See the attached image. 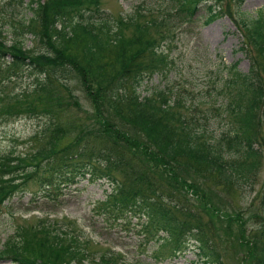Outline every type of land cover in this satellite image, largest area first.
<instances>
[{
	"label": "trees",
	"instance_id": "obj_1",
	"mask_svg": "<svg viewBox=\"0 0 264 264\" xmlns=\"http://www.w3.org/2000/svg\"><path fill=\"white\" fill-rule=\"evenodd\" d=\"M100 1L31 0L28 7L32 16L18 21L19 25L13 23L17 37L9 46L0 27V45L12 58L9 63L37 73L33 87L11 97L3 107L5 112L9 117L42 115L48 121L45 135H34L39 142L37 149L18 155L0 154V207L15 193L24 191L31 181L53 196L63 184L68 186L86 177L91 181L106 179L114 186L110 196L117 203V212L140 213L145 218L146 237L163 239L161 245L166 237V243L173 242L176 251L182 249L181 237L192 235L201 243V257L206 263L222 264L220 254L210 246L213 239L200 225L189 224L172 206L142 192L138 181L152 186L150 173L155 171L160 176L187 181L182 172L190 174L197 167L215 175L230 189L252 186L261 165L260 146L264 144L259 125L260 114L264 116V72L255 66L243 72L238 62L227 66L226 76L216 90L215 98L222 95L220 104L210 101L215 111L207 110L201 118L203 122L193 113L198 103L188 106L187 97L172 85L155 88L142 98L138 89L145 77L164 73L165 67L172 64L159 42L170 33L172 24H188L203 9L207 12L204 23L209 24L222 12L212 0H170L167 15L146 19L143 24H138L139 19L132 15L129 22L120 18L115 25L102 13ZM14 15L12 12L13 19ZM240 19L246 25L243 48L252 44L264 60V9L252 18L242 13ZM150 24L163 35L159 40L151 37L143 42ZM129 25L136 26L140 34L137 41L143 43L134 54L127 50L124 39V27ZM29 34L38 38V50L25 48ZM78 43L83 45L82 52L75 49ZM111 44L123 52L118 73L117 69L103 71L97 64L102 61L101 51ZM147 51L151 58L143 66L139 59ZM7 69L10 72L12 68L8 65ZM73 73L95 108L90 118H83L78 111L67 113L72 105H80L68 85ZM126 83L132 91L124 90ZM212 118L223 123L217 136L204 126ZM192 180L198 183L194 176ZM191 184L203 191L209 201L205 208L216 216L220 207L210 182L206 184L208 189L199 183L200 187ZM260 196L259 205L264 210V185ZM106 211L108 214L113 210ZM240 217L228 215L233 236L246 246L243 258L247 264H264V216L250 239H245L247 227ZM235 219L240 222L237 232L232 228ZM17 233L19 238L8 239L0 249V259L17 264H122L108 255L91 257L88 242L83 244L79 236L55 229L54 222L48 219L32 227L20 226ZM64 239L68 240L66 246L61 243Z\"/></svg>",
	"mask_w": 264,
	"mask_h": 264
},
{
	"label": "rangeland",
	"instance_id": "obj_2",
	"mask_svg": "<svg viewBox=\"0 0 264 264\" xmlns=\"http://www.w3.org/2000/svg\"><path fill=\"white\" fill-rule=\"evenodd\" d=\"M9 2L11 5H8ZM30 2L31 0H0V27L7 46L17 37L12 28L13 23L19 25L18 21L32 16V10L28 7ZM170 2V0H101L99 5L102 13L110 18L112 23L115 22V25L122 16L129 18L132 15L137 16L138 24H143L148 18L167 15L171 7ZM212 2L218 5V12H222L215 21L205 24L207 12L203 9L188 24H172L170 33L165 34L166 38L159 41L162 44L161 49L169 54L172 62L170 68L165 67L164 73L146 76L138 89L140 95L146 97L155 88L161 89L166 84L174 86L177 92L181 90V93L187 97L188 106L198 103L199 108L193 113L201 122L204 121L201 118L207 110L215 111L213 109L215 105L210 101L220 104L222 95L219 99L215 98L216 93L218 94L216 90L221 86L223 76H226L227 66L238 62L239 69L243 72H248L253 66L264 72V60L254 46L248 44L243 48L247 40L244 32L246 25L242 24L240 19L242 13L249 18L254 17L264 9V0H219V2L212 0ZM12 12L15 14V19L11 16ZM140 13L146 16L141 18L138 16ZM98 21L101 23L100 18ZM148 27L149 31L143 42L150 41L151 37L158 40L162 37L163 34L155 32L151 24ZM123 31L124 39L129 46L127 50L134 54L143 44L137 41L140 34L138 35L135 25L125 26ZM35 38L34 35H27L24 41L25 48L38 50L41 46L37 45L38 40ZM0 48L3 50V53H0V154H25L37 149L39 142L34 135H45L43 130L47 127L48 121L42 115L24 114L19 117H9L5 112L6 108L3 107L20 90L33 87L37 73L27 70L25 66L15 67L10 64L12 58L7 55L5 48L1 45ZM82 48L81 43L75 46L76 51L79 52H82ZM122 53L114 44L105 46L101 51L102 61L97 64L103 71L117 69L118 73L123 62ZM150 58L151 53L147 51L139 60L143 66H146ZM8 65L12 68L10 72L7 69ZM68 85L71 86L80 105L77 107L72 105L67 113L78 111L83 118L86 115L90 118L95 108L76 73L69 76ZM124 87L126 92L132 91L129 83ZM260 117V130L264 135V116L260 114ZM215 118L218 120L219 116ZM222 124L212 118L209 124L204 126L208 127L210 134L217 136L222 130ZM260 147L262 160L258 175L253 181L254 187L247 185L240 189H230L219 181L218 177L214 178L215 175L210 176L207 171L195 167L194 172L190 174L182 172L187 181L172 179L168 175L160 176V173L155 171L153 174L150 173L153 185L150 186L147 181H138L139 188L151 198L172 206L178 216L187 220L189 224L196 227L200 225V228L213 239L210 246L220 254L222 264H247V260L243 258L246 246L238 243L236 236H233L228 215L232 214L234 217L241 215L240 219L244 220L247 227L245 239H250L249 236H253L260 227L261 217L264 216V210L259 205L262 201L260 192L264 185V144ZM193 176L206 189L209 187L206 186L209 181L217 193L215 200L220 211L216 216L205 208L209 201L206 200L203 191H197L191 184L198 185L192 180ZM119 178L125 180V176L120 175ZM113 187V184L106 179L91 181L86 177L68 186L63 184L61 190L49 196L40 189V186L32 181L29 182L24 191L15 193L0 207V249L8 239L19 238L17 232L20 226L28 228L48 219L54 222L55 229L67 230V233L79 236L83 244L88 242L87 248L93 253L90 256L94 258L108 255L122 264H221L216 261L206 263L201 257L199 247L201 243L192 235L182 236V244H180L182 249L176 251L173 242L166 243V237L163 245H161L163 243L161 237L158 238L161 239L159 241L156 240L157 238L146 237L145 218L140 213L117 212V203L110 196ZM108 209L113 211L107 214ZM239 223L237 219L232 223L234 232H237ZM187 238L190 239L189 244ZM67 241L64 239L61 243L66 246ZM0 264L17 263L0 259Z\"/></svg>",
	"mask_w": 264,
	"mask_h": 264
}]
</instances>
